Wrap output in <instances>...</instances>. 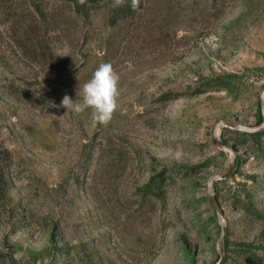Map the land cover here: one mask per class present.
<instances>
[{
  "label": "rangeland",
  "instance_id": "obj_1",
  "mask_svg": "<svg viewBox=\"0 0 264 264\" xmlns=\"http://www.w3.org/2000/svg\"><path fill=\"white\" fill-rule=\"evenodd\" d=\"M263 86L264 0H0V264H264Z\"/></svg>",
  "mask_w": 264,
  "mask_h": 264
},
{
  "label": "clouds",
  "instance_id": "obj_2",
  "mask_svg": "<svg viewBox=\"0 0 264 264\" xmlns=\"http://www.w3.org/2000/svg\"><path fill=\"white\" fill-rule=\"evenodd\" d=\"M123 2L124 0H116L117 4H123ZM138 5L139 0H132L134 10ZM119 81L120 76L112 64L101 63L91 78L82 86L79 85V100L74 102L70 96L64 95L59 107L75 114H81L86 109H91L92 118L95 122L107 124L118 109Z\"/></svg>",
  "mask_w": 264,
  "mask_h": 264
},
{
  "label": "water",
  "instance_id": "obj_3",
  "mask_svg": "<svg viewBox=\"0 0 264 264\" xmlns=\"http://www.w3.org/2000/svg\"><path fill=\"white\" fill-rule=\"evenodd\" d=\"M260 103H261V110H262V114H263V123L261 125H259L258 127L249 128V127H245V126L238 124V123H232V122H227V121H221L218 124V126L226 125V126L231 127V128H236L239 130H244V131L252 132V133L264 130V86H263L261 97H260ZM229 170H230V168H229ZM229 170L227 171L226 174H228ZM223 235H224V230H222L221 238H223Z\"/></svg>",
  "mask_w": 264,
  "mask_h": 264
}]
</instances>
